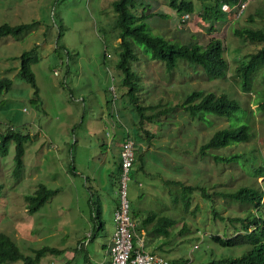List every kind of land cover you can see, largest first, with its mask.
Here are the masks:
<instances>
[{
	"label": "rangeland",
	"instance_id": "obj_1",
	"mask_svg": "<svg viewBox=\"0 0 264 264\" xmlns=\"http://www.w3.org/2000/svg\"><path fill=\"white\" fill-rule=\"evenodd\" d=\"M113 1L0 0V23L34 22L19 36L0 37V77L12 79L0 94V142L9 126L30 133L24 142L21 167L17 168L14 157L15 141L7 144L5 152L0 149V231L10 235L24 254L33 255L44 245L60 248L44 253L37 264H79L85 256H100L103 248L99 242L112 229V198L118 197L115 183L104 186L100 182V174L106 171L103 166L116 163L114 148L107 144L118 137L116 128L136 129L140 120L136 104L140 103L146 106L144 114L154 115L152 120H144L150 135L132 133L138 143V159L130 171L128 199L138 220L154 209L176 221L168 236L156 241L159 247L146 244L154 237L146 233L145 247L169 260L187 258V264L240 255L248 244L219 246L206 240V235L229 236L240 231L241 221L231 218L246 216L249 207L219 194L203 196L196 187L183 192L182 185L172 180L183 179L186 184L212 191L257 183L264 189V175L255 177V168L264 165V111L257 105L264 86V63L251 75L249 89L243 90L236 65L240 57L260 44L233 32L243 25H264L260 15L264 14V0H243L242 10L234 6L210 20L202 18L200 0H192L194 11L184 14L172 8L169 0H136L135 14H145L136 21H145L152 33L182 42L194 37L201 43L212 35L220 36L228 61L224 77H207L201 66L182 58L174 69L167 70L143 43L133 41L136 58L131 65L138 76L136 95L122 85L116 67L121 47ZM250 15L253 20H249ZM34 46L38 60L31 66L37 94L34 86L19 75L20 53ZM195 89L225 92L238 99L244 111L238 115L249 122L252 138L201 153L200 144L232 121L203 112L206 121L177 105ZM168 107L172 109L161 111ZM234 153L240 157L216 161L213 156ZM104 156L107 160L101 162ZM93 166L97 169L95 180L85 181L81 171L86 175ZM41 182L58 191L37 210L29 211L25 195L33 193ZM90 192L102 197L103 218L107 221L104 230H94L87 201ZM184 198L189 199L188 207ZM86 230H94V235L80 247L77 236ZM65 247L73 250L68 259L70 253H65Z\"/></svg>",
	"mask_w": 264,
	"mask_h": 264
},
{
	"label": "trees",
	"instance_id": "obj_2",
	"mask_svg": "<svg viewBox=\"0 0 264 264\" xmlns=\"http://www.w3.org/2000/svg\"><path fill=\"white\" fill-rule=\"evenodd\" d=\"M136 0H114L112 2L115 11L117 12L116 26L120 28V50L119 59L116 62V67L119 70V77H121L122 85L128 86V92L136 95L138 85L136 82L137 74L132 69L131 60L136 58V53L133 49V41L143 43L151 50L153 58L161 61L167 70L174 69L179 59H185L187 62L199 65L202 67L207 77H224L228 70V61L225 56V43L220 36H210L204 43L194 40L191 37L189 40L182 42L178 39H168L160 33H152L148 30L145 21L137 22L140 16L145 17V14L137 15L134 12ZM203 5L201 16L204 20L216 19L218 16L224 15L225 10L233 8L234 6H242L243 0H200ZM226 4L227 8H222V4ZM169 5L178 13H187L194 11V3L192 0H169ZM152 13V12H151ZM264 18V14H260ZM249 20H253V16H249ZM32 22H22L17 24H10L8 22L0 23V37L12 35L19 36L25 29L33 25ZM235 35L248 39L251 42L259 43V47L240 57L236 72L240 77L241 87L243 90L249 89V79L253 72L264 63V25L251 26L243 25L233 29ZM20 67L19 75L34 86V93H38L36 85L35 73L32 69V63L38 60L36 47L26 49L19 55ZM264 78V73H263ZM12 83V79L7 76L0 77V94ZM137 97V96H136ZM258 108L264 111V86L258 93ZM177 105L183 107L190 115L199 118H206L203 112H211L218 116H224L231 119L229 126L216 129L210 137L200 144L199 151L207 153L209 149H219L228 146L232 143L245 142L252 138L253 130L246 120H240L244 113L240 101L231 97L225 92L217 93L215 91H203L200 89L192 90L186 97ZM137 108L140 112L139 125L134 131H129V136L132 133L142 135L141 133L150 135L149 129L144 127V120H152L154 114H144L145 105L137 103ZM172 107L163 108L164 113L171 110ZM162 112V113H163ZM235 116V118H233ZM238 119V120H237ZM30 138L28 131H23L20 128L9 126L7 130L2 133L0 149L2 152L7 150V144L13 140L15 141V161L17 168L23 165L22 157L24 154V142ZM134 138V137H133ZM135 149L137 141L134 139ZM216 161L219 159L235 160L240 157V154L234 153L231 156H220L213 154ZM120 171V164L118 172ZM264 175V165H259L255 168V177ZM173 182L179 183L183 187V192L187 189L192 190L194 187L199 188L202 195L211 197L212 194H219L224 198L234 200L248 207V214L246 216H235L231 220L241 221V230L231 235H218L210 233L206 235V240L219 246H237L248 244L249 248L235 256H220L215 260H208L206 264H264V189L260 184L248 185L243 184L234 189L225 190H209L201 185L186 184L182 179H173ZM58 191V188H50L44 183H39L33 193L25 195L27 207L29 211L37 210L43 205L52 195ZM184 206L188 207L189 199L184 198ZM94 203L97 201H93ZM92 202V203H93ZM91 204V210L94 213L93 219L99 218L100 206ZM253 209H257L255 212ZM213 214L217 211L212 209ZM132 217H136L135 213L130 210ZM223 217V216H221ZM154 222L148 225L150 222ZM175 219L170 216L159 214L157 211L148 210L136 224V232L141 234L143 230L147 234L158 237L168 236L169 228L175 224ZM146 241V244L152 246L153 238ZM145 244V245H146ZM159 247V245L157 246ZM153 248V247H152ZM212 253L213 248L209 247ZM58 252L60 248L51 245H44L34 250L33 255L24 254L16 242L10 235L0 231V263L15 261L21 259L20 264H37L44 253ZM187 258L170 260L172 263L187 261Z\"/></svg>",
	"mask_w": 264,
	"mask_h": 264
},
{
	"label": "built area",
	"instance_id": "obj_3",
	"mask_svg": "<svg viewBox=\"0 0 264 264\" xmlns=\"http://www.w3.org/2000/svg\"><path fill=\"white\" fill-rule=\"evenodd\" d=\"M222 8L226 9L227 5L222 4ZM119 155L118 204L114 210L115 229L108 248V264H174L162 254L145 247L143 236L136 232L137 222L130 214L127 187L135 160V142L132 137L126 136L122 140ZM175 264H187V261Z\"/></svg>",
	"mask_w": 264,
	"mask_h": 264
},
{
	"label": "crops",
	"instance_id": "obj_4",
	"mask_svg": "<svg viewBox=\"0 0 264 264\" xmlns=\"http://www.w3.org/2000/svg\"><path fill=\"white\" fill-rule=\"evenodd\" d=\"M120 82H121V80H120ZM116 131L119 133L118 137L111 138V143L108 142V144H107V146L111 145L114 148L115 157H116V159H115L116 163L114 161V165L112 167L110 166L109 163L103 166V168H105L106 171L104 173L100 174V178L102 179L100 182L104 186H107V185L112 186L115 183L116 187L114 189V192H116V194H118L117 188H118V179H119V173H120V171L118 172V167H119V164H120L119 151H120L121 142L126 136H129L128 132L130 131V129L127 128V127H124V128H121V130H117V128H116ZM137 147H138V145L136 146V151L138 149ZM150 147H151L150 145H145V148H150ZM137 159H138V157H137V152H136V156H135V160H134L133 166L137 163ZM106 160H107V158H106V156H104L101 162H105ZM96 170H97L96 167L93 166L92 171L90 173L86 174V175L84 174V172L81 171V174L84 175L85 181H87L89 179L95 180V178H96ZM87 201L90 204V206H91V204L94 203L93 201H97V202H95L96 205L100 206L99 218L96 219V220L92 218L93 215H94V213L91 210L92 207L90 208V218L94 222V225H93L94 230H98V231L99 230H104L106 228L107 221L103 218V213H102V202L103 201H102V197L98 193H97V196L95 197L90 192L89 193V197L87 198ZM117 204H118V197L116 195V197L114 196L112 198L113 208H112V213H111V215L109 217V219L111 221L110 224H111V228L112 229H111V231L110 230L106 231V233L103 234V236H102L103 240L101 242H99V245L103 248V253L100 256H97L95 259L90 258L89 255L85 256L84 260L81 263H79V264H108V262H109L108 248H109V245H110V242H111V238H112V235H113V232H114V229H115L114 210L116 209ZM130 210H132L133 213L136 212L134 210V207H132L131 204H130ZM149 210L156 211L154 209H149ZM133 218L136 220V222H138L140 220V219L138 220L137 217H133ZM153 222H154V220L152 222H150L148 225H151ZM94 230H86L83 233L81 231L79 233V235L77 236V239H76L78 246L82 247L88 241H90L92 236L94 235V232H93ZM137 234L143 236L144 245H145V234H146V231L143 230L141 234H139V233H137ZM153 239L154 240H153L152 244H153V247H154V246H157L155 244H157L156 241L158 239H159V241H161L160 240L161 236L154 237ZM68 249H69V247H65L64 248L65 253L66 252L70 253V255L67 254L68 257L66 255V257H67L66 259H68L69 256H71L73 254V250L70 249L71 251H69ZM150 250H152V249H150ZM152 251H154V250H152Z\"/></svg>",
	"mask_w": 264,
	"mask_h": 264
}]
</instances>
